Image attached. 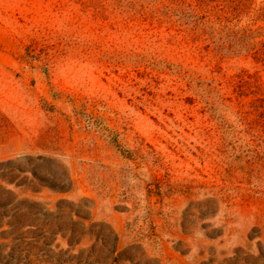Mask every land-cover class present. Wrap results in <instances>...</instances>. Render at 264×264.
Wrapping results in <instances>:
<instances>
[{
	"label": "rangeland",
	"instance_id": "obj_1",
	"mask_svg": "<svg viewBox=\"0 0 264 264\" xmlns=\"http://www.w3.org/2000/svg\"><path fill=\"white\" fill-rule=\"evenodd\" d=\"M134 8L0 0V264H264V23L215 20L239 46L226 55ZM240 27L258 29L253 51ZM227 104L262 132L250 146L216 130Z\"/></svg>",
	"mask_w": 264,
	"mask_h": 264
},
{
	"label": "trees",
	"instance_id": "obj_2",
	"mask_svg": "<svg viewBox=\"0 0 264 264\" xmlns=\"http://www.w3.org/2000/svg\"><path fill=\"white\" fill-rule=\"evenodd\" d=\"M124 1V0H123ZM136 2V8L132 10V17L138 21L149 22L155 30L164 29L167 33L168 41L173 40L175 45L180 43L191 44L198 47L199 44L212 46L218 52L230 55L233 50L239 49V46L230 48L231 40L224 38H215L216 21L219 23H230L233 20L241 21L244 17H248L253 21L264 23V8L256 9L255 0H133ZM104 5V4H103ZM106 5V4H105ZM119 15H126L122 12ZM223 19V20H222ZM221 25V24H220ZM207 30L210 33L206 32ZM240 32L246 34V48L250 51L255 49L258 29L246 27L238 28ZM198 33H200L198 35ZM259 38V37H258ZM244 39V41H245ZM240 41L243 40L235 39ZM231 43V44H230ZM216 94L213 97L214 103L222 104L230 103L232 97L222 93L221 89H216ZM198 95V94H197ZM200 97V96H199ZM203 97V96H201ZM225 110L222 114L215 113L216 130L221 134L222 138L229 137L231 142L237 145L238 143L250 146V142L241 140V136L251 135L252 137H261L260 129L253 120H249L242 114H232L235 119L227 118L230 106L225 105ZM239 113V112H238ZM238 136H240L238 138ZM260 140V139H259ZM112 142L116 145L121 156L124 159L135 162L139 167L146 164L145 158L138 150L125 148L119 141L118 136L112 138ZM252 142L251 145H253ZM259 144V145H257ZM255 146H262V141L257 142ZM151 148V147H150ZM159 161L158 157L156 158ZM159 164H161L159 162ZM159 188V186H157ZM29 220V219H28ZM27 230L36 229V222H30L23 225ZM102 241L103 260L107 262L118 251V236L109 228L108 234L100 236ZM157 262V261H156ZM2 264V263H1Z\"/></svg>",
	"mask_w": 264,
	"mask_h": 264
}]
</instances>
